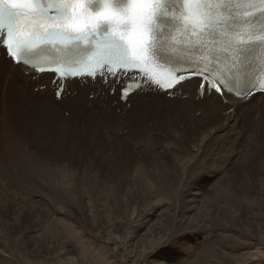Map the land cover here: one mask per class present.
<instances>
[{
    "label": "bare ground",
    "instance_id": "obj_1",
    "mask_svg": "<svg viewBox=\"0 0 264 264\" xmlns=\"http://www.w3.org/2000/svg\"><path fill=\"white\" fill-rule=\"evenodd\" d=\"M51 77L52 74H44L40 76L39 80L37 78L34 79L33 74H27L25 68H23L22 66L14 65L9 59L6 58L3 60V64L0 67V264H45L44 260H46V258L49 259L52 264H57V262H59V264H67L66 259L63 258L66 254V249L64 251H57L53 254V256L48 255L47 257H44L38 254L37 257L35 256L36 254H34L35 257H31L33 254L30 257L26 256L27 251H25V246L27 239L25 238L22 240V235L24 234L23 236H25V233L27 231H30L27 222L24 230H21L19 234L15 232V227L12 226L10 222L1 224L5 222V218L7 219V217L4 216V213L8 208L10 209L11 207L13 215L17 217V219L21 216L24 217L25 220V217L28 216L24 212L25 209H27L28 206L30 207V205L35 202L34 199H30L35 193L30 192L29 184L25 183L24 180L22 183L18 184L20 187L19 189L10 185V182H12L10 171V165L12 161H14L13 166L15 167V172L20 174L23 179H27L29 183L31 182V185H40L44 183V181H47L50 189H52V177V182L55 181L53 185L64 194L67 193L66 195H64L65 197L63 196L64 198L61 201L63 202V205L55 209L53 213L50 212L49 216L45 218L44 222H41L42 219H40L41 215L39 214V212H36L37 215L35 214V219L31 217L34 222L42 224L41 227L37 228V231H39V233H37V235L32 234V236L35 238L41 237L43 242H46V238L44 239L41 234V231L45 230L44 228H49L51 232L54 230H61L62 234H64V232H69L70 234V231L72 229L70 231L65 230V228H68L70 225L63 228L65 223L63 225L61 223L63 220L70 219L69 217H71V215L69 216L65 214V212H68L66 209V205L68 204V202L75 203L78 208L82 210V213H85L89 216H92L93 214V216L96 217V213L103 212V214L106 217L108 216L109 218L113 214L114 209L110 211L105 209L108 206V200H110L108 198L109 196L115 194V190H118L119 188L123 189L122 191L124 195L122 194V196L120 197L121 200L118 201L124 202L126 212L124 214L120 213L121 211L117 213L114 217H112L113 219L111 218L110 224L113 225L115 222L122 225L124 227V230H126L127 236L123 238L120 234H114L113 232H110L108 233L106 241H104L103 243H98L96 237H92V240L88 238L90 240L89 242L92 245L86 244V241H83L85 237L77 242H74L76 241L74 240L76 237H72V239L74 238V241L70 237L69 239L72 241H68V243H71L75 248H77L76 250H79L76 261L74 259L71 260V264H129V262H131V264H139V261L142 258V254H144V250L150 247L149 242L160 239L165 233L169 231L168 229V231L163 232L162 235L160 234L161 232H157V228H161L157 227L159 226L161 216L166 215V217L163 219H167V214L165 213V211L169 208H174L176 217V220L174 222L176 227H171L169 232H173L174 229L177 230V227L179 228L177 231L175 230L176 235L173 237V239L177 237H183L182 239H192L193 237L197 236V233L202 234V232L205 233L206 231H208V226H206L207 229H204V227H201V229L199 227L200 222L196 224L195 222H193L194 218H190V216H192V212L195 211L198 207L196 204L200 203L201 199L199 195L202 193V186H196V182L192 181V177L195 175L193 173V168L198 167L199 170L201 169L202 171H204L206 175H208L211 179H222L221 176L224 174L227 178H229V172L234 169L233 166L236 165L235 163H241L245 161V158L247 157L246 155H242L243 150L241 144H244L248 140L251 141L250 139L252 138V136L256 135L255 132H251V134L247 133L246 140L243 139L242 141H239L240 132L237 133V130L239 126L238 124L240 120V112L245 107H247L248 104H251L250 102L253 98L259 97L264 99V94L253 95L251 99L248 100H241L237 97H233L232 95L225 96L223 100L218 99L217 96H209L211 98L205 96L201 98L200 95H197L196 84L195 82H193L186 84V86L183 88V92L180 94L178 93L175 98H168L154 91H149L147 93L137 92L135 95H131V98L129 99L135 98L138 100L136 106L138 107L139 113H142L143 110H149L150 112H152V109L153 112L163 111L165 112L167 119L169 120V122L171 121V123L176 122L174 121V119L178 120L181 118H183L182 121L187 120L185 122L206 120L204 122V124L206 125H204L205 128L200 129L197 134H193L194 140L193 143H191L192 148L189 150V153L187 155L176 153L174 155V163H171V161L169 162L167 160L169 157L166 158V160H162L161 158L158 159L157 157L156 160L154 159L147 161V164V162L145 163V160L142 161V159L144 158L141 159L138 154L131 155V150L128 153L121 147L114 150L113 152L109 149H106V147H112L111 142L113 141L114 135L116 134L118 136V131L121 128H115V125L112 123L110 124L112 127L109 126L108 123H105L104 118L100 116L103 113L104 115L109 114L111 109L97 108L95 110H91L90 113H87L85 115L83 111L80 114H83L87 118H94L95 122L100 124L101 126H103L104 124V128H102L103 136L100 140L91 141L90 144L84 148V153H86L87 150H89V152L91 150L92 151L91 153L88 152L85 156V162L83 163L84 170L82 171L83 177L80 178L79 170L73 168L72 170L68 171V174L70 176L69 183L66 185H60L58 183L61 182L59 179L60 176L58 170H51L47 165L42 166V162L40 161L39 157H37L39 155H32L30 153L31 151L28 149V143L30 142L28 141V136H31L32 133H34L33 135L37 139L43 137L38 125L37 127H34V125L29 121L26 125L27 127H25L24 125L19 130H15L16 128H19V125H16V127H14L15 115L20 111V109L21 112H25L26 110L31 111L33 113V116L34 113L39 115L44 111L43 108L45 102L46 106H53V108L57 110L55 103L53 104L52 101L46 102L47 98L43 99L41 97L43 94H49L50 91L53 90ZM194 80L195 79H193V81ZM39 84L47 85L45 90L40 91V94L34 91L26 92V90L29 89L32 85L39 86ZM68 86V89H71V92L69 94L67 93L66 96L69 98H74L75 100H79V97L73 95V92L75 91L80 94L79 96L83 95L84 91H89L88 93H95L96 97L94 99H87L86 97H84L81 106L85 105L86 107H88L92 103L94 106L95 102L97 103L99 101V98L102 100L103 105H109V100L106 95H103V93L100 92L99 94H97V90H100V88L103 89L104 87V85L100 82L94 87L90 84H80L79 82L74 80L69 81ZM66 96L62 98V101L64 99L66 100ZM119 97L120 94L118 96V99L120 101ZM149 97H151V99ZM156 100L158 101L156 102ZM211 100H213L211 103L212 105L210 104ZM54 101L56 102V104L58 103L60 107V102H58L59 100L56 99V97H54ZM262 103L263 104H261L260 112H263L264 100L262 101ZM161 105L164 106L162 107ZM133 106L134 105H132V107ZM126 109L127 108L124 107L122 108V111H125ZM73 110L78 113L77 108L73 107ZM215 112H218L219 114L222 113V115L226 116L223 117L218 115V117H215L213 116ZM189 115H191V118L188 120ZM123 116H120L121 120L124 119ZM11 119L13 120V123L11 122ZM220 119H227L226 126H224L223 122L221 121L219 124L216 123ZM208 120H214L213 122L216 123V125L213 124L212 121H209L212 123H208ZM82 122L87 127L96 124L95 122H90L88 119L82 120L79 123ZM257 123V126H259L260 123L264 122L262 120V122L259 121ZM119 124L120 122H118L116 126H118ZM204 126H202L201 128H203ZM34 130H37V134L34 132ZM149 131V129L145 130L144 137L150 134ZM152 136L153 134L150 135L151 140L152 138H156L155 135L154 137ZM173 136L175 137L176 135ZM118 138L121 139L120 137ZM128 138L130 137L128 136L125 141H128ZM129 141L134 146L140 143V140H136L135 144L132 143V140ZM94 144L97 145L94 146ZM31 145L33 146V144ZM74 147L75 143L70 146V151L66 152L67 154H69V156H72V159L73 156L76 155L74 154ZM78 154L80 156L83 155L81 151ZM140 155L142 156V154ZM190 155L191 157H189ZM30 157L33 159L32 162L30 161ZM195 159L199 160L197 164L193 166V164L191 163ZM238 159H240V161H237ZM104 161H106V166L104 165V167H101L100 164H102V162ZM144 163L147 166H145ZM114 175H120L122 176V178L118 181H114L111 178L114 177ZM83 179L86 180V185L80 184V180ZM74 180H76V184L78 183V190L77 188L76 190H73V194L72 190L69 187L73 188V186H70V183ZM12 193H18V196L21 198L16 199L12 195ZM134 193L137 194L138 198L140 196V201L138 202V204L136 203L134 205L127 206V203L130 202L127 201L126 196L129 195V198L132 199ZM71 194L78 195L75 197L71 196ZM170 194L172 196H170ZM118 196H116V198H118ZM13 201H15V206H12ZM157 201L158 203H154ZM32 206L34 207V204ZM30 210H32V207L30 208ZM185 222H187L189 226L183 227ZM59 223L61 224L59 225ZM2 232L5 234L4 238L2 237ZM215 232L208 231V234L214 235ZM52 233L55 234V232ZM84 233L87 232L84 231ZM159 234L161 236H158ZM69 236H71V234ZM227 236L229 238L230 235L228 234ZM38 241H40V239ZM172 241L173 240H171L167 244H164L162 247L157 248L155 251L148 253L147 264H165L162 259H172V261L176 263L181 262V260H183L182 256L181 258L180 256H178L176 260L173 257L170 258L166 254V247H168V245H171ZM33 246L36 249V253H38L37 247L39 246V244L34 241ZM187 251V248H183V246L181 247V253L183 252L184 254ZM217 254H219L221 258L230 256L229 253L225 251L223 252L221 250H219ZM243 259L245 260L246 257ZM247 259L250 262L248 264H253L255 260V258L249 256L247 257Z\"/></svg>",
    "mask_w": 264,
    "mask_h": 264
},
{
    "label": "rangeland",
    "instance_id": "obj_2",
    "mask_svg": "<svg viewBox=\"0 0 264 264\" xmlns=\"http://www.w3.org/2000/svg\"><path fill=\"white\" fill-rule=\"evenodd\" d=\"M40 86L32 85L29 89L26 90V92L34 91L40 94V89H38ZM88 92L89 91H84V94L81 96H79L80 94H78L77 91L73 92V95L79 97V100H75L74 98H69L66 96V100L64 99L63 101H58L60 102L59 107V104L57 103V106L56 102L54 101L55 94L51 90L49 94H43L41 97L43 99L47 98L46 102L52 101L53 104L55 103L57 110L53 108V106H46V103L44 102V111L39 115L34 113L33 116V113L27 110L25 112H21V109L15 115L14 127H16V125H19V128H16L15 130H19L24 125L25 127H27L26 125L29 121L34 125V127H37L38 125V127L40 128L43 137L37 139L33 135L34 133H32L31 136H28V141H30L28 143V149L31 151L30 153L32 155H39L37 157H39L40 161L42 162V166L47 165L50 167L51 170H58L60 176L59 179L61 182H56H58L60 185H66L69 183L70 176L68 174V171L72 170L73 168L79 170L80 178L83 177V163L85 162L84 159L86 154L89 152V150H87V152L84 153V148L89 145L91 141L102 139V128H104V124L103 126H101L100 124L95 122L94 118H87L84 116L85 114L90 113L93 109L95 110L97 108H110L111 111L109 114L104 115L103 113L100 116L104 118L105 123H108L109 126H111L110 124L112 123L115 125V128L121 127L118 131V136L116 134L114 135L113 141L111 142L112 147H106V149H109L113 152L114 150L119 149L121 147L128 153L131 150V155L138 154L141 159L144 158L142 159V161L145 160V163L150 160H156L157 157L158 159L161 158L162 160H166V158L169 157L170 159L168 158L167 160L169 162L171 161V163H174V155L176 153H182L184 155H187L189 153V150L192 148L191 143H193L194 140L193 134H197L200 129H204L206 126L204 124L206 120L185 122L187 120L182 121L183 118L178 120L174 119V121L176 122L171 123V121L169 122V120L167 119L165 112H153V109L152 112H150L149 110H143L142 113H139L138 107L136 106V103L138 102L137 99H130V102H128L126 106V104L120 103V101L118 100V93L111 94L107 91L106 97L109 100V105H103L102 100L99 98V101L97 103L95 102L94 106L93 103L90 104V106L88 107H86L85 105L81 106L84 97H86L87 99L95 98V93ZM149 98L151 99V97ZM208 98L211 97L208 96ZM263 100L264 99L259 97L253 98L250 102L251 104H248V106L240 112V120L238 124L239 126L237 130V133L240 132L239 141H242L243 139L246 140L247 133L251 134V132H255L256 135L252 136V138L250 139L251 141L248 140L244 144H241L243 150L242 155H246L247 157L245 158V161L241 163H235L236 165L233 166L234 169L230 171L231 174L229 172L230 179L227 178L225 174L221 176L222 179H211L201 169L192 177V181L196 182V186H202V193L199 195L201 199L200 203L196 204L198 207L195 211L192 212V216H190V218H194L193 222H195L196 224L200 222V228L204 227L205 229L206 226H208L209 232H216L214 233V235H209L208 231H206L205 233L202 232V234L197 233V236L193 237L192 239H182L183 237H177L175 239H172L173 241L171 245H168V247H166V254L170 258L173 257L176 260L178 256H180V258L182 256L183 260H181V262L176 263L172 261V259H162L165 264H213V262L214 264H248L250 263L247 259L248 256L255 258L253 264H264V123H260V125L257 126V122H262V120L264 122V109L263 112H260ZM157 101L158 100H156V102ZM212 101L213 100L210 101V104L212 103ZM132 105L134 106L132 107ZM161 106L163 107L164 105ZM73 107L77 108L78 113L73 110ZM124 107L127 108L125 110L126 113L124 112L126 115L124 113L121 115V109ZM82 112L84 113V115L80 114ZM220 114L218 112H215L213 116H226L222 115V113ZM120 116H123L124 119L121 120ZM190 118L191 115H189L188 120ZM85 119H88L90 122H95L96 124L87 127L83 122L79 123L80 121ZM209 121L213 122L214 120H208V123H212ZM220 121L223 122L224 126H226L227 119H220L216 123L219 124ZM11 122L13 123L12 119ZM118 122H120V124L116 126ZM216 123L213 122V124L215 125ZM202 126L204 127L201 128ZM147 129H149L151 132L149 131L150 134L144 137L145 130ZM175 130L178 132H176ZM34 132L37 134V130H34ZM151 134H153L152 137H154L155 135L156 138H152L151 140ZM173 135L176 136L174 137ZM128 136L130 138H128V141H125ZM118 137H120L121 139H119ZM129 140H132L133 144H135L136 140H140V143L134 146L130 143ZM73 143H75L74 154L76 155H74L72 159V156H69V154H67L66 152L70 151V146ZM31 144H33V146ZM96 145L97 144H94V146ZM80 151L83 154L82 156L78 154L80 153ZM91 151L89 153H91ZM140 154H142V156ZM191 155L189 157H191ZM32 160L33 159L30 157L31 162ZM198 160L199 159H195L191 164L195 166ZM237 161H240V159H238ZM13 162L14 161H12L10 165L12 181L10 182V185L19 189L20 187L18 184L22 183L24 180L25 183L29 184L30 192L35 193L33 194V196H35H32V198H30L34 199L35 202H33L30 207L28 206V210L25 209L24 212L26 215H28L27 217H25V220L24 217L21 216L17 219V217L13 215L11 207L10 209L8 208L4 213V216L7 217V219L5 218V222L1 224L10 222L11 225L15 227V232L19 234L21 230H24L27 222L30 231H27L25 233V236H23L24 234L22 235V240L26 238L27 242H29H26L25 246V251H27L26 256L30 257L32 254L33 255L31 257H33L34 254H36V257L38 255L44 257H47L48 255L53 256V254L57 251H64L66 249V254L63 258L66 259L67 264H71V260L74 259L76 261L79 250H76L77 248H75L74 245H72L71 243H68V241L71 242L75 237L76 238L74 240L76 241L73 240L74 242L80 241L82 238L85 237L83 241H86V244L92 245L89 242V239L92 240V237H96L98 243H103L104 241H106L108 233L110 232H113L114 234H120L123 238L127 236L126 230H124V227L122 225L117 224L115 222L113 225L110 224L111 218L114 217L117 213L121 211L120 213L124 214L126 212L124 202L118 201L121 200L120 197L123 194V189L117 188L118 190H115L116 195L114 194L109 196L108 199L110 200H108V202L106 201L108 206L105 209L109 211L114 209L113 214L109 218L108 216L106 217L103 212L96 213V217H94L93 214L92 216H89L85 213H82V210H80L75 203L68 202V204L66 205V209L68 212H65V214L69 216L71 215V217H69L70 219L67 220H61V223L62 225L65 223L63 228L68 227L70 225L68 228H65V230L70 231L72 229L71 231L73 233L70 231L71 236H69V232H64V234H62L61 230H54L52 231L55 232L54 234L50 231L49 228H44L45 230H42L41 234L44 239L46 238V242H43L41 237H33L32 234L37 235V233H39V231H37V228L41 227L42 224L34 222L31 217L35 219L37 215L36 212H39V214L41 215L40 219H42L41 222H44L45 218L49 216L50 212L53 213L55 209L63 205V202L61 201L65 197L64 195H66L67 193L64 194L53 185L55 181L52 182V177V189H50L47 181H44V183L40 185H31V182L29 183L27 179H23L20 174L15 172ZM105 162L106 161L100 164L101 167H104V165L106 166ZM111 178L114 181H118L122 178V176L114 175V177ZM77 184L76 180L70 183V186H73V188H69L72 190L73 194V190H76V188L78 190ZM80 184L86 185L87 182L85 179H83L80 180ZM73 194H71V196L76 197L79 193L75 195ZM12 195L16 199L21 198L18 196V193H12ZM116 196H118L119 199L116 198ZM170 196L172 195L170 194ZM126 199L130 202L127 203V206H130L136 203L138 204V202L140 201V196L138 198L137 194L134 193L132 199L129 198V195L126 196ZM33 204L34 207L32 206ZM12 206H15V201H13ZM31 207L32 210H30ZM165 213L167 214V219L164 220L163 218H165L166 215H162L159 222V226H157L161 227L157 228V232H161V235L163 234V232L168 231V229L170 231L171 227H176L174 223L176 220L174 208H169L165 211ZM61 223H59V225ZM187 226H189V224L185 222L183 227ZM178 229L179 228L177 227V230ZM175 230L176 229H174V232ZM84 231L87 233H84ZM50 232L55 236H53ZM77 233L81 236V238ZM2 234L1 236L4 238L5 234L3 232ZM160 234L158 236H161ZM228 234L230 235L229 238L227 236ZM70 237L71 239L72 237L74 238L70 240ZM39 239L40 241H38ZM34 241L39 244V246L37 247L38 253H36V249L34 248L35 245L33 246ZM182 246L183 248H187L188 250L184 254L183 252L181 253ZM219 250L229 253L230 256H227L226 258H221L219 254H217ZM245 257L246 259L244 260L243 258ZM46 260H44L45 264H52L49 259L46 258ZM57 264H59V262H57Z\"/></svg>",
    "mask_w": 264,
    "mask_h": 264
},
{
    "label": "snow or ice",
    "instance_id": "obj_3",
    "mask_svg": "<svg viewBox=\"0 0 264 264\" xmlns=\"http://www.w3.org/2000/svg\"><path fill=\"white\" fill-rule=\"evenodd\" d=\"M218 3L221 0H217ZM223 3H231L232 0H222ZM236 3L253 4L255 0H235ZM198 0H183L186 8L184 20L191 21L190 27L195 30L197 23H207L215 25L219 17L210 18L199 8L188 7ZM264 5V0H259ZM157 4L165 5L159 9ZM26 7V11H20L21 7ZM165 0H0V33H6L3 45L18 66L31 67L36 70L35 75L40 76L47 72L57 74L54 83L61 84L66 90V77H78L81 75V65L87 68V76L95 77L93 83L100 82L106 85L113 94L116 93V80L118 73L123 71L131 72L133 69L147 76L145 85L143 77L137 83L136 92H141L145 87L149 89L155 87L157 93L163 96L175 98V93L183 89L186 84L195 82L196 93L201 98L205 96H217L223 100L225 96L233 93V85L227 80L228 87L224 92L216 82L209 79L210 72L202 71L199 65L195 68L185 67L181 72L189 75L167 74L166 78H160L159 74L153 72L148 67L153 56L158 55L156 41L160 39L156 31V17L161 12H165ZM54 14H50L52 9ZM135 11H132V9ZM264 11V9H261ZM103 31V39H97L92 50L82 49L81 44L91 42ZM137 33V39L132 41L129 36ZM57 44L64 45L63 55L55 59H49L42 53L47 51L44 45L53 48ZM76 59H73V56ZM49 67L45 68V64ZM101 72L107 68V76L96 75V67ZM213 71L215 69L213 68ZM192 77H196L193 81ZM119 87L120 98L124 99L126 85L121 79ZM264 91V88L261 89ZM240 94L239 99L244 100L250 91L247 87L237 88ZM56 98H62L63 93L60 88L55 91ZM226 102V101H225ZM199 168L194 167L193 173ZM154 203H158L154 202ZM176 233L167 232L160 239L150 241V247L144 250L139 264H147V254L169 243ZM131 264V262H129Z\"/></svg>",
    "mask_w": 264,
    "mask_h": 264
},
{
    "label": "clouds",
    "instance_id": "obj_4",
    "mask_svg": "<svg viewBox=\"0 0 264 264\" xmlns=\"http://www.w3.org/2000/svg\"><path fill=\"white\" fill-rule=\"evenodd\" d=\"M132 11H135V9L133 8ZM129 39L132 40V41H135L137 39V33H132L129 36Z\"/></svg>",
    "mask_w": 264,
    "mask_h": 264
}]
</instances>
